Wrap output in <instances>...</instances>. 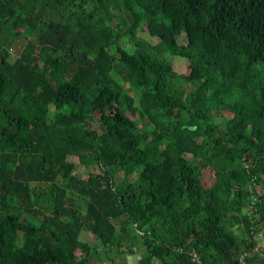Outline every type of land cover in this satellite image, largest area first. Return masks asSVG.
Here are the masks:
<instances>
[{"label":"trees","instance_id":"obj_1","mask_svg":"<svg viewBox=\"0 0 264 264\" xmlns=\"http://www.w3.org/2000/svg\"><path fill=\"white\" fill-rule=\"evenodd\" d=\"M7 36L24 40L17 55ZM263 200L264 0H0V264H88L97 247L242 264ZM235 225L244 237L223 251ZM82 231L97 245L77 260Z\"/></svg>","mask_w":264,"mask_h":264},{"label":"rangeland","instance_id":"obj_2","mask_svg":"<svg viewBox=\"0 0 264 264\" xmlns=\"http://www.w3.org/2000/svg\"><path fill=\"white\" fill-rule=\"evenodd\" d=\"M108 11L112 17L111 23L113 25L118 26V29L124 30V28H125L124 23H126L125 18L117 19V17L120 15L118 10H108ZM176 38H177L178 42H183L184 34L181 32V34L177 35ZM5 39H6L5 40L6 42L10 43L9 48H8L10 53L12 55H17L23 46L24 40L20 37L12 38V36H7V37H5ZM154 40H155L154 38H149L147 36V34L142 32V31H136L134 34V41L141 43L143 46L150 47V45L155 43ZM163 58L166 60H169V62L172 63L173 69L176 72V74H180V73H183L185 71V63L186 62L183 59H179L176 57H168L166 54H163ZM188 90H189L188 86L181 85V83H179L178 81L173 79V82H172L173 94L181 93L182 95H184L187 93ZM170 105H172V102H170ZM216 117H218V116L216 115ZM136 118H137V116H136ZM226 118H228V117L226 116ZM232 119H233L232 120V126L235 129H237V127L240 128V126H241L240 123H237L234 117ZM68 160L75 164V172L80 174V176L82 178H86V175L89 172H92V173L97 172V170H93V169L86 171L82 166L77 164V160L75 157H69ZM120 175H121V173H116L113 176L115 182H118ZM199 177L201 180V184L204 188H207V187L212 185V183H213V172H212V169L209 167V165L204 164V165L200 166ZM58 182H60V181L58 180ZM74 199H75L76 203L79 204V206H83V200L81 198H78L76 196V197H74ZM261 206H262V208H264V200L262 201ZM9 234H10V238H11L10 241H14L16 243L17 241L15 240V238L20 236V234L14 232L12 229H10ZM242 237H244V233L238 225L227 227V235L222 240L223 251L226 250L228 247L233 246V241L235 242V240L241 239ZM94 245H97V242L94 240L92 235L85 232V231H82L79 234L78 242L75 245V258L77 260L81 259L83 257V255L85 254V250L88 247H89V249H91L90 247H92ZM85 247H86V249H85ZM97 249L100 250L99 247ZM120 250H121V253H118V254H121L120 256L123 255L122 253L126 254L129 251L127 249L123 250L122 248ZM139 253H140V251H139ZM105 255L108 256V253ZM105 255L103 254L104 257H102V258H107Z\"/></svg>","mask_w":264,"mask_h":264},{"label":"crops","instance_id":"obj_3","mask_svg":"<svg viewBox=\"0 0 264 264\" xmlns=\"http://www.w3.org/2000/svg\"><path fill=\"white\" fill-rule=\"evenodd\" d=\"M97 248H96V255L88 260V264H139L140 253H142V248H137V249L129 250L128 253L126 254L122 253L123 254L122 256H120L121 254H118L115 251L109 252L107 256L105 255L106 253L103 252L101 247H99L100 250H98ZM88 249L89 247L86 250ZM103 254L107 258H102L104 257Z\"/></svg>","mask_w":264,"mask_h":264},{"label":"built area","instance_id":"obj_4","mask_svg":"<svg viewBox=\"0 0 264 264\" xmlns=\"http://www.w3.org/2000/svg\"><path fill=\"white\" fill-rule=\"evenodd\" d=\"M250 242L252 243L250 250L240 255L239 260L241 263L243 264L245 258L253 256L264 262V230L251 234ZM192 260H196L194 256L192 257Z\"/></svg>","mask_w":264,"mask_h":264},{"label":"flooded vegetation","instance_id":"obj_5","mask_svg":"<svg viewBox=\"0 0 264 264\" xmlns=\"http://www.w3.org/2000/svg\"><path fill=\"white\" fill-rule=\"evenodd\" d=\"M140 264V263H139Z\"/></svg>","mask_w":264,"mask_h":264}]
</instances>
